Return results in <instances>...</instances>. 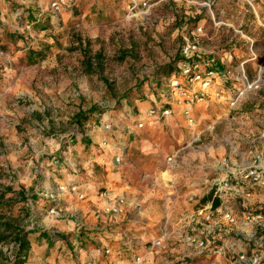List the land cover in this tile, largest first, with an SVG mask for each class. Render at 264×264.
Masks as SVG:
<instances>
[{"label": "rangeland", "instance_id": "374dc122", "mask_svg": "<svg viewBox=\"0 0 264 264\" xmlns=\"http://www.w3.org/2000/svg\"><path fill=\"white\" fill-rule=\"evenodd\" d=\"M46 2L0 0V192L12 189L3 201L11 206L0 212L31 233L52 230L44 224L47 193L41 194L40 206L30 192L37 181H46L43 173L53 161V190L72 182L85 186L87 197H99L111 194L107 187L112 184L119 194L115 198L125 201L119 216L123 221L108 229L126 232L120 238L126 251L112 248L105 255L104 249L100 260L87 258L94 264H113L111 258L117 264H176L170 249L186 248L184 237L194 236L200 227L184 226L181 220L206 205L213 207L216 200L217 208L231 212L233 222L214 215L215 241L235 247L208 263L237 264L245 249L240 255H256L264 264V203L251 200L253 192L264 194L262 187L237 189L239 200H230L234 193L221 200L214 198L211 186V180L247 166L256 153L264 152V0H149L145 10L135 0H78L76 7L54 18L44 13ZM17 11L28 15L27 23L17 22ZM191 43L196 50L185 56L183 48ZM194 57L201 58L203 65L197 64L203 72L207 65L217 74L204 91V109L195 107L189 124L173 105L170 81ZM88 58L92 66L85 70ZM242 72L250 88L241 84ZM177 80L185 89L199 87L182 77ZM240 91L231 106L232 96ZM90 109L93 114L83 133L73 117ZM163 109L171 115L161 117ZM152 110L156 114L148 117ZM82 134L90 139L85 150ZM115 155L121 156V163L113 170L103 161H113ZM19 191L27 195L26 203L15 199ZM66 199L72 201L67 196L58 203L61 219L70 224L68 238L79 242L77 235L86 227L81 207L90 201L65 204ZM133 199L146 200L143 215L138 216ZM137 231L149 240L139 244L133 238ZM162 235V247L152 248L151 241ZM142 245L151 250V262L135 253ZM10 247L8 240L0 242L6 257ZM188 254L181 261L196 264ZM81 255L77 250L61 260L81 264ZM43 257L31 253L25 264H61ZM136 257L140 261L135 263ZM5 259L0 256V264Z\"/></svg>", "mask_w": 264, "mask_h": 264}, {"label": "built area", "instance_id": "2783aa9c", "mask_svg": "<svg viewBox=\"0 0 264 264\" xmlns=\"http://www.w3.org/2000/svg\"><path fill=\"white\" fill-rule=\"evenodd\" d=\"M46 7L44 13L48 16L54 18L58 17L64 11L72 9L78 0H46ZM149 0H135V3L138 6H141L143 10L147 8V3ZM196 43L186 44L183 48V54L185 56L192 54L195 50ZM205 71H202V68L198 64H182L180 67L182 79H186L191 84H197V88H188L185 89L178 80L170 81V87L173 95L175 96L173 105L181 111L183 116L188 118L189 124H193V118L190 115L193 113L195 107L204 103V91L208 88L211 83V80L215 77L217 73L209 69L207 65L205 66ZM241 84L245 89L250 88L247 78L242 72L240 77ZM243 87V88H244ZM244 91V90H243ZM242 92L234 93L232 96V101L230 105L233 106L238 97H240ZM156 111V110H155ZM154 110L147 113L148 117L155 115ZM159 114V113H158ZM171 115V110L163 109L160 111L161 117H167ZM138 127L141 128L142 124L139 123ZM109 129V127H106ZM103 147H106L108 143L103 141L101 144ZM174 159L173 157H168L167 162L171 163ZM264 160V152L256 153L253 156V160L247 166L239 169L238 175L239 179L230 181L228 179L218 180L214 185V198H219L221 200L228 199V197L240 189L245 190V188L253 189L256 187H262L264 190V173L260 165ZM121 163V156L115 155L113 159L114 165H119ZM72 197L77 202H84L87 199V189L85 186H81L76 183H65L57 186L53 191L48 192L45 195L46 201L49 202L48 215L53 219H61L64 217L62 209L59 207L58 203L62 197ZM107 196L110 200V205L108 207V213L111 217H119L122 213L125 212V201L121 198L116 199L111 197L109 193L99 194V198ZM246 196H249V193H246ZM212 204V203H211ZM211 204L206 205L204 208L197 209L185 216L188 224L200 226L198 231H196L194 236L187 235L184 237L183 242L187 248L192 249V255L195 257H222L230 250H233L235 244L219 245L216 243L214 236L216 233V223L214 222V215L220 216L222 220L227 223L233 222V216L231 212L220 206L213 208ZM223 208V209H222ZM257 219H260L258 216ZM164 235L160 238L151 241V247L158 249L162 247V242ZM112 251L110 249H105V255H109ZM140 258L136 257L135 262H139ZM238 263H249V264H259V258L256 255H253L251 258H245L243 255H238ZM81 264H94L93 259H88L83 261Z\"/></svg>", "mask_w": 264, "mask_h": 264}, {"label": "crops", "instance_id": "0c3cea01", "mask_svg": "<svg viewBox=\"0 0 264 264\" xmlns=\"http://www.w3.org/2000/svg\"><path fill=\"white\" fill-rule=\"evenodd\" d=\"M0 16H3V15L1 14ZM218 79H216V81ZM200 108L204 109V106L201 105ZM199 119H202V118H199ZM106 153L107 152H105V154L103 156H105ZM107 161H108V163H106V165L108 167H112L113 170L117 169L116 167H113L114 164H113V161L111 159L103 161V163L107 162ZM47 166L49 168L45 170V173H43V176H46L45 177L46 181L43 180L41 182L42 184H39V182L37 181V183L34 186V190L31 191V195H32L31 200L36 199V201H38L36 203H38L40 206H44V202L42 200L43 195H41V194H43V193L46 194L50 191H53V178L56 179L55 178L56 175H53V161L49 162L47 164ZM260 167L262 168V171L264 173V160H263L262 164L260 165ZM197 168L199 169L198 170L199 172H197V173H198L199 178H200L201 173H202V166L201 165L197 166ZM194 171H196V170H194ZM238 172L239 171L236 168L227 170V172L225 173V175L223 177H218L216 179L211 180L212 188L215 185V182L218 180H223V179H228L230 181L238 180L239 179ZM111 176L113 177L114 173H112ZM113 178L111 180H113ZM73 180L74 179H68L67 182L73 181ZM87 181L89 182L88 187L92 189L94 184L90 182V179H87ZM58 182L60 183V181H58ZM106 185H108V184H106ZM124 186L127 187L126 184H124ZM40 188H46V190L42 192L40 190ZM96 188H97V185H96ZM116 188L117 187L112 186V184H111V188L107 187V192H110L111 194H109V195L113 198L115 196H119V194L117 195V193H114V192H116L115 191ZM240 189L242 190L243 188L240 187ZM238 193H240V192H234V194H236V195H234L235 197H233L230 200H234V199L239 200L240 196H242V195L238 194ZM260 193L261 192L257 193V191L253 192V194L251 196V200L253 201V203H255V202H257V203L263 202L264 203V196H263L264 194L262 195V193L261 194ZM213 195H214V191H213ZM230 197H231V195L229 196V198ZM136 200H138V199H136ZM136 200L133 199V201H132L133 203H135L133 208L134 209L140 208V211H138L137 214H138V216H141V215H143V212L145 213L144 205H145L146 200H142L139 203ZM66 201L67 202L65 204H67L69 201L72 203L75 200L72 198V201L67 200V199H66ZM88 201H90L89 204L83 205L81 207V210L83 212L82 217L84 218V221H83L84 224L83 225L86 226L85 228H83V230H81V235H83V237L86 238L85 241H87V246H86L87 249L80 256L82 262L87 260V258H93L94 260H100L101 255H102L101 253H103L104 249L112 250V248H114L115 250H117V249L121 250L126 246V245H124V243L120 239L121 234H125L126 232L121 233L120 231H118V229H117L118 227L113 229V230H110L112 226H114L118 223H121L124 219V216L119 217V218H115V219H111V217H109V213L107 211L108 207L110 205L109 198H107V196H104L102 199H100L99 197H96V195H95V196L87 197L86 201H84V202H88ZM71 203H69V204H71ZM47 208H49V205ZM129 215H130V213H128V216ZM70 217H73V215L71 214ZM136 218L137 217L135 216V223H136V221H138ZM46 219L47 220L45 221L44 224L46 226L53 227L52 230H44L48 234L49 233H57L59 235H66V234H68L69 230H71L69 227L70 224H69V222H67L66 219L57 220V219L51 218L49 215L47 216ZM184 220L187 221L185 218H183V220H181V221H183L184 226H185L186 224H188V222L186 223ZM109 227H110V229H108ZM86 230H93L96 232H84ZM72 231L74 232V234H76L77 229L74 227V228H72ZM134 236L135 237H133V238L137 239L139 244L143 243L142 241L147 242L149 240L148 237L146 236V234L143 232L137 231V233H134ZM121 246H124V247L122 248ZM122 251H126V248H124V250H122ZM244 251H245V249H243L240 252V254L243 253ZM139 252H141V253H139ZM149 252L151 254V250H148L147 248H145L144 245H142L140 248H138V250L135 253H137L139 256H141L143 253L144 256H146L147 261L151 262L150 255H148ZM169 252H172L173 258L175 257L173 261L176 262V264H178V262H180V264H184L181 261L182 260L181 258L183 257L182 255L185 254L186 252L189 253L188 254L189 258H193L196 260L195 261L196 264H212L211 262L208 263V261H210L211 258L195 257L194 255L190 256V252H192V249H188L187 247L185 248L183 245L182 246L181 245L176 246V247L170 249ZM31 253L32 254L42 253V255L44 256L43 258H45V261L53 263V262H56V260H58L57 263L63 264V261L61 260V257L63 255L61 254L60 251L58 252V245L54 246L53 248H50V247L47 248L46 245H40L39 246L38 243H32L31 242L30 254ZM30 254L27 257V260L29 259ZM111 259H113L114 262L109 261V263L113 262V264H117V262H115L116 260L114 258H111ZM212 259L217 260L216 258H212ZM220 261H225V258L220 259ZM243 264H247V263H243Z\"/></svg>", "mask_w": 264, "mask_h": 264}, {"label": "trees", "instance_id": "16d2710c", "mask_svg": "<svg viewBox=\"0 0 264 264\" xmlns=\"http://www.w3.org/2000/svg\"><path fill=\"white\" fill-rule=\"evenodd\" d=\"M2 1H8V0H2ZM78 2V1H77ZM77 6V3L75 4L74 7ZM15 19L17 20L18 23L20 22H28V15L27 17L23 14L22 11H17L14 15ZM10 38H12L10 36ZM78 44L80 47L83 46V42L81 40L78 41ZM88 43H86L87 45ZM86 55V53H84ZM30 56V55H29ZM98 56L96 57L97 59H99V54L95 55ZM183 63L187 62V60L185 61H181ZM190 64H202L201 62V58L200 57H194V59H191L190 62H188ZM205 65V64H204ZM92 66V59L88 58L86 63L84 64L85 70H88L90 67ZM179 67L180 65H177L178 71H179ZM173 79L175 77H172ZM181 78V71L178 72V78ZM171 79V81L173 80ZM176 79V80H177ZM93 110L94 109H90L89 111H87L86 113L84 112H78L77 114L74 115L73 117V122L75 125H77L78 127L81 126V131L84 128V125L87 123L89 117L93 114ZM90 139H88L87 137L84 136V134H82L80 143H84L83 144V150H85V147L90 143L89 141ZM12 191V189L10 187H6L4 189V192H0V208L1 210H4L7 206H11L10 204H4V198L5 196L10 193ZM31 190H28V192ZM31 193V192H30ZM212 196V193L209 194L207 199H203V201L210 199ZM15 199L19 200L21 203H26L28 200V197L25 193H23L22 191H19L15 194ZM219 204V202L213 201V207H217ZM39 233V234H38ZM46 233L45 231L43 232H37V234L35 233H31L30 230H24L21 229L19 227H16L13 223L10 222V220L6 217V213L5 212H0V242L2 241H6L8 240V243L11 244V247L9 248V256L6 257V255L1 251L0 249V256L6 258L5 259V264H25L27 261V257L30 254V250H31V242L32 243H38V245H46L47 248H53L54 246H57L58 244H62V245H58V252L60 251L61 254L63 255V257H67L70 254H73L74 252H76L78 250L79 254H83L86 249H87V242H82L83 238L82 235L79 234L77 235L76 240L79 242H73L71 241V237H69V235H59L57 233ZM77 244V245H75Z\"/></svg>", "mask_w": 264, "mask_h": 264}]
</instances>
